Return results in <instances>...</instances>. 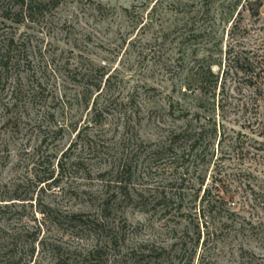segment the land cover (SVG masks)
<instances>
[{"label":"rangeland","instance_id":"rangeland-1","mask_svg":"<svg viewBox=\"0 0 264 264\" xmlns=\"http://www.w3.org/2000/svg\"><path fill=\"white\" fill-rule=\"evenodd\" d=\"M236 19L238 25L229 37ZM35 36L42 54L38 51L33 62L47 91L43 101L28 105L26 116L21 112L5 116L0 111V192L13 178L27 174L21 168L20 152L25 146L32 150L47 134L56 139L53 153L61 156L77 133L68 130L58 138L53 133L75 122H80V129L88 121L87 112L74 103L73 90L65 89L68 67L82 59L106 67L129 89H156L152 95L158 94L164 106L169 97L193 109L204 101L210 109L206 115L218 126L250 132L242 129V81L229 83L225 111L220 110V97L202 99L197 85L185 91L196 67L209 56L217 73L221 64L224 67L229 44L237 52L264 53V0H63L48 28ZM11 118L14 121L8 124ZM17 124L19 134L14 132ZM150 133L149 127L141 131L145 140L155 141ZM254 153L259 158L242 160L234 153H217L212 164L187 174L181 212L175 205L167 213L160 208L148 213L127 208V222L144 229L143 238L151 241L137 264H264V152ZM170 181V177L155 176L147 186L150 198L163 192L170 195ZM67 189L66 184L53 188L36 183L27 189L33 208L28 207L26 220L30 227L44 224L39 241H47L45 249L36 244L29 264H72L77 248L84 256L90 249L91 241L60 233L37 213L42 207L58 205L86 211L79 200L66 198ZM204 195L206 201H202Z\"/></svg>","mask_w":264,"mask_h":264},{"label":"trees","instance_id":"trees-1","mask_svg":"<svg viewBox=\"0 0 264 264\" xmlns=\"http://www.w3.org/2000/svg\"><path fill=\"white\" fill-rule=\"evenodd\" d=\"M62 4L63 0H0V111L5 116L20 112L26 116L28 105L45 98L47 89L33 62L42 49L34 40L48 28ZM261 48L264 52V43ZM213 60L209 56L196 67L185 92L196 87L202 99L220 97V110L225 111L229 83L242 81V129L249 133L218 126L206 115L210 109L204 101L194 105L198 111L171 97L164 106L158 94L152 95L156 89H129L117 75L94 61L82 59L77 66L68 67L65 89L73 90L74 103L89 119L80 129V122H75L53 133L56 138L68 130L77 133L61 156L53 153L56 139L47 134L32 150L28 146L21 150L24 165L20 166L28 172L13 178L0 192V264H29L37 243L47 247V241H39L46 226L30 227L26 220L28 207L33 208L27 193L32 183L53 188L66 184V198L79 200L86 207V211H74L68 205H58L37 212L60 233L91 241L85 256L78 248L74 251L78 257L72 264H137L151 241L143 238L144 229L127 222V208L134 206L144 213L160 208L167 213L175 205L181 212V195L191 171L212 164L217 153H234L242 160L259 158L254 151L264 152V53L237 52L229 44L224 67L221 64L218 73ZM13 121L9 119L8 124ZM145 127L151 129L155 141L142 137ZM14 130L20 133L18 124ZM155 176L171 178L170 195L163 192V196L150 198L147 186ZM206 199L204 195L202 201Z\"/></svg>","mask_w":264,"mask_h":264}]
</instances>
